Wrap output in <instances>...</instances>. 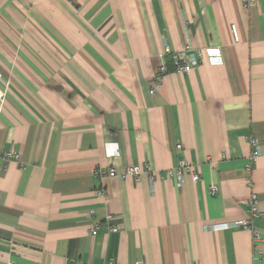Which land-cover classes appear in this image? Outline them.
Wrapping results in <instances>:
<instances>
[{
    "label": "crops",
    "instance_id": "1",
    "mask_svg": "<svg viewBox=\"0 0 264 264\" xmlns=\"http://www.w3.org/2000/svg\"><path fill=\"white\" fill-rule=\"evenodd\" d=\"M164 46L199 64L151 94ZM0 72V264H264V218L258 252L213 229L252 192L264 212V0H0ZM180 159L199 181L166 176ZM129 164L153 184L94 194L95 168ZM107 216L121 229L90 233Z\"/></svg>",
    "mask_w": 264,
    "mask_h": 264
},
{
    "label": "built area",
    "instance_id": "2",
    "mask_svg": "<svg viewBox=\"0 0 264 264\" xmlns=\"http://www.w3.org/2000/svg\"><path fill=\"white\" fill-rule=\"evenodd\" d=\"M257 0H242L244 7L248 10ZM234 38L237 39V34L235 31V28L232 27ZM170 56V62L169 64L165 61L161 62V64L157 67L152 83L153 86L150 90V93L153 94L161 85L163 81V76L169 73L170 71L179 73V74H188L195 66L199 64V58L200 53L194 52V51H181V52H172V50L168 46H164L163 52L161 56ZM0 78H1V72H0ZM4 98V93L0 90V101L2 102ZM248 142L251 146V153L248 157L247 163L244 166V172L247 175H250L253 171V165L257 158L260 156L259 151V144L258 140L253 137L249 136ZM176 148L179 150L182 148V146L179 144L176 146ZM2 162H9V161H16L18 162L20 160V156L17 153H14L13 151H7L4 152L1 156ZM146 173L148 182L150 184H153L155 181V175L149 170L146 169V167L140 164H129L126 166L121 173H118L115 168L113 167H97L94 169V177L99 182V187H97L94 190V194L99 197H105L106 196V189L104 187V181L108 178H121V179H132L135 182H138L141 179V176ZM187 174L190 176V178L197 182L200 180V172L197 167L194 165L188 163L184 159L178 160L177 167L175 170L168 169L166 171V176L168 178L174 177L178 182H181L184 178V175ZM248 184H250L251 179L248 177L246 179ZM211 195H214L216 193V188L212 187L210 189ZM244 205L247 208V218L233 221V222H227L223 224H218L213 227L215 230H224V229H240L244 231H248L251 234V241H252V247L254 252H258L259 250V244L263 241L262 232L261 230L256 226L255 222L257 220H261L264 218V212L259 209L260 201L257 197V195L252 192L248 195V197L244 200ZM93 211L90 212V215H93ZM110 216H107L105 218L104 222H98L96 224H93L89 231L90 233H94L98 229L102 227V225H105L106 229L109 232H116L121 229L120 226L109 223ZM13 264V263H10ZM134 264H142L141 261H136Z\"/></svg>",
    "mask_w": 264,
    "mask_h": 264
}]
</instances>
